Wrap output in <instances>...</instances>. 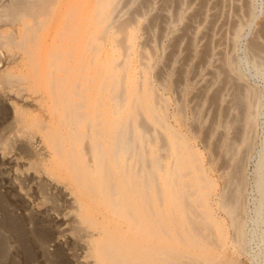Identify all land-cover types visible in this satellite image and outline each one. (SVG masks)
Segmentation results:
<instances>
[{
    "label": "bare ground",
    "instance_id": "6f19581e",
    "mask_svg": "<svg viewBox=\"0 0 264 264\" xmlns=\"http://www.w3.org/2000/svg\"><path fill=\"white\" fill-rule=\"evenodd\" d=\"M61 2L55 10L56 18L51 23H41L43 31L35 44L27 47L22 57L17 56L15 68L21 70H16L14 79L20 86L16 84L13 90L16 88L19 102L36 110L33 108L31 114L30 109L29 112L22 109L23 105L13 110L11 123L1 131L0 145L16 146L19 142L22 152L29 156L26 162H21V169H15L12 182L24 198L33 200L36 212H49V218L57 220L68 236V244L78 248L68 255L74 262L69 264H264V141L259 160L251 169L254 170L252 203L247 201L251 198L247 195L238 204L237 216L232 218L229 213L232 236L224 225L219 231L221 227L214 229V234L209 231V218H215L213 208L214 204L218 206L220 197L210 192L206 197L202 195L199 203L194 200L197 208L202 201L198 212L206 213L200 212L201 216L209 214V224L199 221L201 233L193 234L195 230L189 225L190 221L198 220V213L190 211L191 208L182 209L178 200L182 195L179 197L181 193L177 191L181 188L174 187L178 177L175 178L174 171H159L156 164L147 165L149 145L140 118L150 123L154 132L167 135L168 130L165 118L161 120L163 127L151 118L149 96L144 89L147 60L136 59L128 52L121 61L115 35L107 34V42L101 45L99 37L107 23L97 10H89L85 0ZM8 3L0 0V8L6 6L10 11ZM6 21H2L4 25L0 23V30L7 32L8 28L16 41L22 43L25 38L37 37L32 35L36 23H31L29 17L16 19L15 23ZM241 33L234 34L229 46L230 71L238 80L246 70L241 67L242 62L236 61ZM128 40L133 47L134 38ZM255 69L260 68L252 70L264 79V68ZM7 90L0 95L14 93ZM117 92L121 93L122 101ZM5 95L3 100L7 101ZM138 110H142L143 117L138 116ZM254 111L255 120L264 121L263 96L257 98ZM181 158L176 154L170 156L174 170ZM13 161L18 159L14 157ZM172 178L175 182L171 181L174 185L169 187L167 179ZM172 188L178 194L177 201L171 200ZM210 236L213 242L208 240Z\"/></svg>",
    "mask_w": 264,
    "mask_h": 264
},
{
    "label": "rangeland",
    "instance_id": "374dc122",
    "mask_svg": "<svg viewBox=\"0 0 264 264\" xmlns=\"http://www.w3.org/2000/svg\"><path fill=\"white\" fill-rule=\"evenodd\" d=\"M8 1L11 10L8 11L6 6L3 10L0 8V23L4 25L3 22L6 23L7 19L15 23L16 19L18 21L19 18L29 17L31 23H36L32 35L37 37L33 38L34 40L25 38L20 43L19 40H15L16 37L8 28L9 34H6V30L3 32L0 30V93L8 88L7 91L14 92L16 88L13 90V87H17L18 84L14 76L21 70L15 68L18 63L17 56L22 57L26 48L35 44L40 37V31H43V27L40 29L43 26L41 23H51L50 20L56 18L55 10L61 5V0H28L30 3L26 0ZM85 1L89 10L93 12L97 10L99 15L106 19L107 28L99 37L102 46L107 42V34H113L121 61L127 58L129 52L136 56V59H146L148 62V67L145 68L147 85H144L147 88H143L149 96L151 118L157 125L160 123L161 127L162 117L165 118L168 130L167 135L154 132L151 124L140 118L139 124L143 125L146 142L149 145L147 165L151 167L154 164L155 167L156 164L155 168L158 167L159 171H174L175 178L178 177L177 181L180 183L175 182L173 178L167 179L169 187L175 184V188H181L177 191L178 194L181 193L179 197L182 195V198L179 199L175 188H172L174 192L170 194L173 196L171 200L178 198L184 211L191 208L190 211L198 213V220L190 221L189 226L195 230L191 233H201L199 223L201 221L207 222V225L210 223L209 231L212 234L214 229L221 227L219 231L224 225L225 231L228 230L232 236L234 231L232 223L228 222L229 213L235 218L240 203L246 200L247 195L251 197V201L249 198L247 201L249 204L252 203L254 182L251 179H254V170L251 169L255 168L259 160L264 141L262 132L264 121H256L254 115L257 98L263 96L264 101V79L252 70L257 67L260 69L255 70L264 68V0ZM251 22L253 24L250 26ZM238 33H241L243 38L241 44L238 43L241 51L237 53L239 59L236 61L242 62L241 67L247 70L242 71L243 76H240L239 80L231 74L232 66L229 64L232 62L229 47L231 38ZM130 37L134 38L133 47L129 46ZM249 61L257 66H249L251 65ZM252 73L255 74L254 78L251 77ZM14 93L7 96L3 94L7 101L0 95V137L1 131L11 123L13 110H19L23 105L22 109L26 111L30 109L32 114L35 109L19 102L17 92ZM117 98L119 101L123 100L121 93ZM141 111H136L139 117H143ZM36 113L38 112L34 114ZM0 143L3 144L1 141ZM18 143L16 146L0 145V264L74 263L68 255L76 253L78 248L75 249L68 244V236L62 232L64 230L59 227L58 221H52L47 211L45 214L36 212L33 209V200L24 198L12 182L15 169H21V162L29 159L27 153L20 149L22 145ZM172 146L174 149L171 151ZM6 147L7 149L10 147L11 150L10 148L6 150ZM172 154L183 157L175 170L170 160ZM14 157L18 159V165L13 161ZM151 175L149 172L152 180ZM26 186L29 187L28 184ZM207 193H217L220 196L218 206L214 204L213 208L215 221L210 216L209 223L207 219L209 214L201 216L202 213H206L198 212L201 210L199 208L202 201L199 208L197 201H194L198 199L199 203L201 198L209 195ZM179 202L177 204H180ZM63 235L66 237L63 238ZM203 235L207 237L206 234ZM212 236L215 239V235ZM208 240L213 242L211 236Z\"/></svg>",
    "mask_w": 264,
    "mask_h": 264
}]
</instances>
